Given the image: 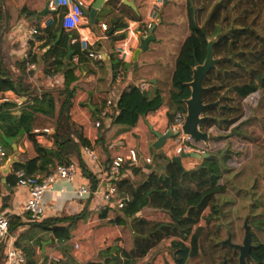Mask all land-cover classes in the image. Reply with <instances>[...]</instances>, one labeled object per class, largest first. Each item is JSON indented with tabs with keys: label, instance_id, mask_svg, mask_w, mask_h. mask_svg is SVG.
Returning a JSON list of instances; mask_svg holds the SVG:
<instances>
[{
	"label": "trees",
	"instance_id": "1",
	"mask_svg": "<svg viewBox=\"0 0 264 264\" xmlns=\"http://www.w3.org/2000/svg\"><path fill=\"white\" fill-rule=\"evenodd\" d=\"M45 4V0H35L22 13L36 17ZM122 7L129 19L138 20L131 9ZM5 17L0 4V28ZM185 18L188 34L179 43L167 92L164 94L159 86L153 87L152 93L137 86L127 87L118 97L117 114L112 118L111 126L120 127L121 131L133 129L140 118L160 110L165 97L175 105L188 100L191 91L187 84L192 81L195 61L199 64L205 61L208 43L214 40L213 53L218 62L202 80L203 104L212 106L204 111L205 121L200 125V130L208 133L209 141L214 144L201 145L205 149L204 157L195 169L186 170L171 159L157 155L154 164L146 166L148 173L141 181L136 183L129 177L116 181L117 199L123 200V207H116L114 218L108 223L129 231L131 247L127 251L108 247L103 252V262L86 264H138L166 240H170L173 264H223L224 260L227 264H238L239 252L222 244L229 233L222 225L224 212L220 197L226 192L222 182L224 177L250 157L249 141L242 138L237 129L251 115L250 98L264 92V0H185ZM109 22L107 31L115 40L122 39L123 35L114 37L113 34L125 27L124 17L115 16ZM43 33L47 46L60 35L43 55V61L54 68L53 72L45 71V74L63 73L64 90L34 91L25 78L7 72L0 53V94L11 91L24 100L22 106H25L14 111L15 103H0V144L10 147L3 136L9 141L27 136L36 153L34 158L13 164L7 184L18 185L17 171H22L24 177L49 175L55 165L67 166L76 161L94 192L99 180L83 162L82 149H92L100 144L106 155L107 171L113 161L105 141L110 129L99 118L100 112L94 114V120L99 121L100 126L95 129L97 138L93 142L85 137L82 126L67 123L62 118L54 122V132L48 135L50 147L35 142L34 131L46 126L47 118L54 117L56 105L62 109L72 100L74 91L70 86L76 81L74 67L66 60L71 38L62 29L60 19L55 17L53 25ZM38 40L41 41V37ZM74 48L80 55L77 44ZM83 59L81 56L80 61ZM18 67L21 71L25 66ZM193 144L199 147L198 143ZM124 169L135 176L141 171L130 165ZM147 209L162 214V218L144 217L142 214ZM82 216L83 213L39 223L33 221L32 226L52 232L61 239L57 226L63 222H76ZM101 218H106V213ZM23 225L21 217L9 218L10 233ZM251 225L264 229V221ZM20 241L21 238L15 246L23 251L27 264H36L31 259L34 245H22ZM254 246L247 264H264V243Z\"/></svg>",
	"mask_w": 264,
	"mask_h": 264
},
{
	"label": "crops",
	"instance_id": "2",
	"mask_svg": "<svg viewBox=\"0 0 264 264\" xmlns=\"http://www.w3.org/2000/svg\"><path fill=\"white\" fill-rule=\"evenodd\" d=\"M34 1L0 0L6 15L3 26L0 28L2 62L7 72L16 77L25 78L36 92L64 90L63 73L45 74V71L53 72L54 68L47 66L43 61V55L50 49L51 44H55L58 41L60 35L47 48H43L44 44L42 41L46 40L44 36L37 35L34 41L27 40L30 30L33 27H37L44 18L40 15L31 18L22 13V10L34 3ZM87 1L89 3L87 10H90L95 0ZM150 1L105 0L101 9L97 11L92 23L89 17L86 16L87 23L81 32H87L91 36L98 38L93 50L100 58L97 60L83 59L78 64H75L72 62V57L78 55L75 53L74 48L77 43L71 39L68 42L66 60L74 67V75L76 77V81L70 86V89L74 91V96L71 101L66 102L62 109L59 105H56L54 117L47 118L48 123L46 126L38 127L40 131L43 129L50 130L48 134H43L46 137H41L45 140L43 145L51 146L48 135L53 134L54 122L58 118L64 119L67 123L73 122L82 126L85 137L93 142L97 138L96 130L93 127L94 116L96 111H101V101L111 99L117 102L121 92L127 87H138L140 84H145L147 86L145 91L150 93H152L153 87L156 86H159L164 94L167 92L170 87L173 62L180 43L177 40V27L171 29L172 33L168 32L164 35L162 34L164 25L157 26L154 31L155 41L149 43L148 49L138 56L137 61H133V52L139 47L140 36L147 34V31L144 32L143 25L148 22L147 13ZM47 2L48 0H45V3ZM127 2L131 3L135 9L127 5ZM123 5L131 9L138 16V20L129 19L127 12L122 7ZM115 16L124 17L125 27L114 32L113 36L123 35L122 39H127L130 36L132 56L130 63L127 65H120L117 61L114 53V44L117 40L111 36L110 31L106 32L105 39H99L102 36L99 28L100 23L106 22L109 29V20ZM129 26L132 28V34L126 31ZM38 37H41V41L38 40ZM42 37L44 38L42 39ZM34 55H36L35 58ZM33 58L34 61H32ZM19 65H24V69L20 71ZM48 77H54L55 80L49 81ZM23 101L11 91L0 94V103L11 102L17 105L14 111L22 110L25 107L22 106ZM19 102L21 103L20 105L18 104ZM174 106L175 103L165 97V104L160 110L140 118L137 125L127 131H121L120 127L117 126L112 127L111 120L113 117L103 119L102 122L110 129L105 135L110 157L114 159L117 156L125 155L129 149H134L140 156L152 157L153 164L157 155H162L167 159L174 158L175 156L171 152L167 153L172 137L166 140L160 150H157L154 148L157 138L153 134V131L164 134L170 130L171 115L169 110H174ZM18 113L16 112V114ZM38 117L43 116L39 115ZM150 119L153 120V123L150 122ZM40 133L42 134V132ZM4 138L8 140L5 136H3ZM110 138L112 143L109 142ZM9 142L11 143L9 144L10 147L0 144L7 154V158L0 161V214H4L8 219L11 217L22 218L24 225L11 233L15 242L21 238L20 243L22 245H34L35 252L31 259L36 264L103 262L104 260L101 261L99 258L100 252H102L99 249L100 246L110 236H114L116 233L120 234L122 228L108 223L110 219L114 218L116 206L114 202L106 204L103 200V192L108 184L104 181L107 170L105 169V159L102 158L101 154H98L95 146H93L92 151L97 156L96 161L84 156L83 149L81 151L83 162L99 180L95 193L85 198L76 196L75 190L78 187L90 188V185L77 162L73 161L72 164L76 165L78 169L76 178L72 182L57 180L53 184L51 191L47 192L42 199L43 215L39 221H36L38 223L61 217L70 218L83 213V216L76 222H63L57 226L58 234L61 236V239H59L52 232L41 231L32 226L33 220L23 210L28 197V190L20 185L10 186L7 184V177L12 173L14 163L24 162L36 156L32 143L27 136L21 137L18 141ZM207 143L208 146H213L211 141L208 140ZM201 145L205 144H199L200 151L205 150ZM10 162L11 164L8 168ZM201 162L202 159L189 156L181 159V166L186 170H192L199 167ZM146 166L148 165H141V171L138 176L131 175V171L127 170L125 177L132 178L133 181L139 178L137 182L141 181L148 173ZM7 168L9 169V175L5 174ZM103 213H106V218H101ZM65 236H68V238L62 239ZM116 236L121 237V235ZM36 243L38 244L35 246ZM94 249H98L99 261L93 260ZM128 249L123 250L127 251ZM1 253L0 249V264L3 262Z\"/></svg>",
	"mask_w": 264,
	"mask_h": 264
},
{
	"label": "built area",
	"instance_id": "3",
	"mask_svg": "<svg viewBox=\"0 0 264 264\" xmlns=\"http://www.w3.org/2000/svg\"><path fill=\"white\" fill-rule=\"evenodd\" d=\"M166 0H151L149 3L147 13V24L144 26V32L156 23L159 18V14L165 5ZM89 3L87 0H48L49 14L46 15L37 27H33L28 33L27 40L34 41L37 35L46 36L43 31L49 28L54 23L55 17L60 19L61 27L69 35L71 40L78 44L80 55L72 57V62L78 64L80 57L89 60H97L99 55L93 50L98 38L91 36L87 32L83 31L84 25H86V16L84 9H87ZM102 36L99 39H105L108 26L106 22H102L99 25ZM126 31L132 34V28L129 26ZM76 37V38H74ZM46 39V37H45ZM43 48H47L46 40H43ZM114 53L117 61L120 65H127L130 63L132 56V48L130 42V36L127 39L117 40L114 44ZM49 81H54V77H48ZM141 90H145L147 86L140 84L138 86ZM21 104L20 102L18 103ZM116 102L111 99H104L101 103L100 119H110L115 116ZM187 115V106L185 101L182 104L174 106V115L170 117V130L172 133H178L171 138V143L168 146L167 153H172L175 157L182 154L197 153L199 155L204 154V150L200 151L199 147L193 144V140L184 135L182 127L185 123ZM100 122L95 123V127H99ZM49 129L35 130L36 133L35 142L38 144H45V140L42 139L43 134H48ZM42 132V134L40 133ZM42 137V138H41ZM46 137V136H45ZM193 141V142H192ZM195 143V142H194ZM84 156L97 160L96 154L90 148L83 149ZM7 158V154L0 146V161ZM142 164H153V158L150 156H140L136 150L129 149L125 155L117 156L113 159L109 170L105 175L104 181L107 186L103 192V200L106 204L114 202L117 208L123 207V200L117 199V192L115 182L121 178H125L127 170L124 166L130 165L135 168H141ZM77 167L74 164L70 165H55L49 175H32L30 177H24L22 171L15 172L18 177V185L25 187L28 190V197L24 204L23 210L25 214L29 215L33 221H39L43 215L42 199L44 195L51 191L53 184L57 180H66L72 182L77 175ZM131 175H134L131 172ZM88 187H78L75 190V194L78 198H85L94 194ZM0 249L2 254V264H27L26 256L20 248L15 246V239L9 231V219L0 214Z\"/></svg>",
	"mask_w": 264,
	"mask_h": 264
},
{
	"label": "rangeland",
	"instance_id": "4",
	"mask_svg": "<svg viewBox=\"0 0 264 264\" xmlns=\"http://www.w3.org/2000/svg\"><path fill=\"white\" fill-rule=\"evenodd\" d=\"M167 5H169L168 9H166ZM160 15H162V25H164L162 34L172 33L171 29L177 27V40L181 42L188 34L185 0H166ZM249 104L252 109L251 115L238 126L237 130L242 138L249 141L250 157L239 163L235 171L229 172L224 177L222 182L226 186V192L220 197V204L224 212L222 225L225 231L233 234L231 239L235 244H241L243 241V222L247 216H249V225L264 221V92L258 96H252ZM169 114L173 116L174 110H169ZM96 122L98 121L93 122L95 129L98 128L95 127ZM150 122L153 123V120L150 119ZM109 142L112 143L111 138ZM213 144L214 142H212ZM95 149L103 159H106L104 149L100 144L96 145ZM138 179H135L134 182L137 183ZM142 215L148 219L162 218V214L148 209ZM251 233L253 244L264 243V229H252ZM116 235H121V237ZM130 244L129 231L122 229L120 234L116 233L114 236H110L100 246L99 249L102 252H100L99 258L101 261L104 260L103 252L106 247L128 249ZM93 252V260L99 261L98 249H94ZM138 264H173L170 255V240L163 242Z\"/></svg>",
	"mask_w": 264,
	"mask_h": 264
},
{
	"label": "water",
	"instance_id": "5",
	"mask_svg": "<svg viewBox=\"0 0 264 264\" xmlns=\"http://www.w3.org/2000/svg\"><path fill=\"white\" fill-rule=\"evenodd\" d=\"M105 0H95L94 3L91 5L90 10L84 9L85 16H88L90 22L92 23L95 19L96 13L98 10L101 9ZM131 8L135 9L131 3H126ZM49 14L48 10V2L46 3L44 9L40 12V16L45 17ZM162 15L159 16L156 23H154L150 29L148 30L147 34L144 36H140L139 38V47L133 52V61H137L138 56L148 49L149 43L155 41L154 31L157 26L162 25ZM215 41L212 40L208 43L207 47V56L205 61L202 64H199L195 61V68L193 69V76L192 81L187 84L190 88V98L185 101L187 106V115L185 118V123L182 127V132L184 135L189 136L195 143H203L206 144L209 140V135L206 132H202L200 130V125L205 121V117H203V113L206 109L210 108L212 105L203 104L202 95L204 92V88L202 86L203 78L209 73L210 70L216 67L218 62L217 59L214 58L213 53V45ZM153 134L157 138V142L154 145V148L160 150L166 140L171 137L176 136L178 133H172L171 130L167 131V133H159L153 131ZM4 140L11 144L8 140L4 138ZM196 157L198 159H202L204 155H199L197 153L191 154H182L178 157L172 158V162L178 165H181V159L185 157ZM11 162L8 165L10 166ZM5 170V174L9 175V169ZM249 216L244 219L243 222V229H244V237L241 244H235L232 242L231 234H228V237L225 241L222 242L223 245H228L231 248L237 250L239 252L238 264H247L248 260H250L251 256L250 253L255 249L254 244L252 243V233H251V226L249 225ZM223 264H227L226 261H223Z\"/></svg>",
	"mask_w": 264,
	"mask_h": 264
},
{
	"label": "flooded vegetation",
	"instance_id": "6",
	"mask_svg": "<svg viewBox=\"0 0 264 264\" xmlns=\"http://www.w3.org/2000/svg\"><path fill=\"white\" fill-rule=\"evenodd\" d=\"M250 226H251V232H252V229L262 230L261 228L257 226H253V225H250ZM252 243H253V240H252Z\"/></svg>",
	"mask_w": 264,
	"mask_h": 264
}]
</instances>
